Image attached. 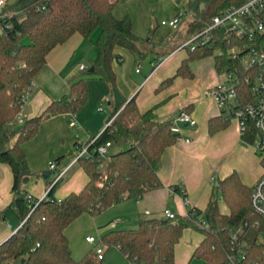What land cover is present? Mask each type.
I'll list each match as a JSON object with an SVG mask.
<instances>
[{
    "label": "trees",
    "instance_id": "16d2710c",
    "mask_svg": "<svg viewBox=\"0 0 264 264\" xmlns=\"http://www.w3.org/2000/svg\"><path fill=\"white\" fill-rule=\"evenodd\" d=\"M118 1L18 0L8 8L6 2L0 17V163L12 169L14 197L10 206L24 223L0 243V264H102L95 249L75 258L66 232L69 225L86 212L96 216L115 203L138 199L162 185L158 174L161 158L166 148L177 142L179 134L172 131V118L159 117L155 106L141 110L136 96H132L116 104L108 98L113 108L91 147L111 142L126 148L112 155L92 151L91 156L80 157L77 161L87 174L80 191L58 199L54 192L59 179L52 181L47 197L39 200L33 195L28 199L30 193L23 188L33 176L24 143L37 134L42 122L60 113L77 114L88 99L90 76L104 80L109 94L117 86L114 62L121 59L117 49L128 50L141 59L150 52L144 47L148 37L134 32L131 15L115 16ZM246 1L189 0L181 21L189 17L187 34L191 37L201 33L221 10ZM97 29V56L90 67L69 79V93L53 100L20 128L10 125L21 111L22 94L45 66L48 54L74 34L90 39ZM212 34L207 44L187 49L176 73L157 90L171 85L176 77L193 78L192 64L205 57H214L218 72L234 70L243 77L248 73L241 58L231 56V50L241 44L252 46L254 40L226 33L221 27ZM240 87L251 91V83L245 79ZM223 114L209 119L210 134L228 125ZM252 191L253 186L234 171L214 187L204 210L194 207L185 215L143 217L135 228L106 231L100 242L107 249L119 247L129 264H174L177 243L185 229L194 228L203 238L193 256L202 258L204 264H264V218L251 207ZM219 194L229 207L228 212L219 205ZM5 218V212L0 210V221ZM199 219L206 224L198 223Z\"/></svg>",
    "mask_w": 264,
    "mask_h": 264
},
{
    "label": "crops",
    "instance_id": "0c3cea01",
    "mask_svg": "<svg viewBox=\"0 0 264 264\" xmlns=\"http://www.w3.org/2000/svg\"><path fill=\"white\" fill-rule=\"evenodd\" d=\"M188 1L119 0L114 8V14L116 17L121 18L129 13L133 20L134 32L138 36L148 35L152 28L156 11H158L157 15L161 21L170 19L180 10H185ZM179 25L175 29L168 26H166V29L165 27H158L157 31L162 29L159 36H157L159 41L164 40L169 34L176 32ZM1 31L0 26V33ZM87 47V40L81 34L76 33L64 44L56 46L48 54L45 66L35 76L29 88L27 101L22 104L20 117L23 119V123L29 118L41 114L53 100H58L69 93V79L79 73L78 70H81L80 65L84 64L79 63L78 65L75 62L74 55L78 52H84L87 50ZM179 47L176 50L170 51L163 58V61L157 63L155 68H153L155 62L152 61L149 75L140 83L137 79L132 78V68L129 78H126L127 87L124 89V95L126 98L136 96L141 110L144 111L155 106V112L159 117L173 118L182 108H187L197 120L194 125L177 121L176 124L180 128L178 140L175 144L166 148L158 170L162 185L147 191L138 199H125L111 206L115 207L122 204L124 209L121 211L122 215H137L139 217L138 223L143 215H147L148 217L164 216L166 209L183 215L187 214L194 207L204 210L209 203L214 187L230 173L234 171L238 172L241 179L250 186H254L262 173L260 159L255 153L254 148L247 145L241 138L236 118L230 119L229 116L223 114L229 120L228 125L215 134H210L209 132V119L223 113L217 101L205 95L206 89L224 79V76L215 67L214 57H210L209 59L206 67L207 73L200 74L201 67L196 68L195 63H193V78L176 77L171 85L157 90L166 78L176 73L181 64V62L179 64V61H182L187 56L186 54L184 57L181 56L180 60L175 59L176 55L182 52L183 48ZM117 52L120 53L121 59L115 60V67L118 64H122L128 56V50L120 48L117 49ZM162 55L164 54L160 53L158 57L160 58ZM93 57V59H90L91 62L96 58L95 55ZM191 84L200 85L196 93L188 92V86ZM107 91L108 88L106 95H108ZM99 107L101 106H98L97 110L103 111V108L99 109ZM71 115L72 117L75 116L74 120L76 121L75 125L71 123L72 127H69L70 113H60L46 118L42 122L37 134L24 143L30 164L35 163L36 156L41 154L43 158L46 157L48 162L52 161L53 158L55 159L54 161L57 164L55 169H57L58 173L65 171L59 178L60 181L54 192L58 199L64 198L71 192L80 191L87 182V174L80 166L63 182L64 176L75 165L79 164L78 161H75L76 150L71 160L67 161L63 166V158L58 162L56 161L58 157H63V154H59V150L49 143L50 139L53 138L54 134H66L65 132H68L67 137L75 146L78 142L85 143L90 136H97L104 130L108 118L104 120L103 124L98 125L93 135L90 134L87 140L84 141L73 129L76 126H79V129L81 128L76 114ZM17 122L16 120L12 126L20 128L21 123ZM49 171L51 175L52 170L50 169ZM212 176H214L213 181L210 180ZM51 183L52 181L48 184L47 180L40 179V177L35 181L30 178L23 185V188L34 197L40 198L49 190ZM12 186L13 172L11 167L6 163H0V210L5 212L6 217L5 220L0 221V243L13 234L21 224L20 219L10 206L14 197ZM175 187L178 189L176 190ZM122 221L123 219L110 220L103 228V232L105 233L118 227L122 228ZM138 223L136 222L133 226H136ZM68 229L69 227L66 232L69 237ZM202 238L203 235L200 232V238H198L196 243L188 245L184 250H178L180 242L177 243L174 264H189L194 258L193 252ZM87 242L90 248L76 255L73 253L75 258L79 259L83 257L92 249L91 246L94 244L88 240ZM105 254L103 259L105 258ZM122 254L125 256L123 252ZM125 258L127 259L126 256Z\"/></svg>",
    "mask_w": 264,
    "mask_h": 264
},
{
    "label": "rangeland",
    "instance_id": "374dc122",
    "mask_svg": "<svg viewBox=\"0 0 264 264\" xmlns=\"http://www.w3.org/2000/svg\"><path fill=\"white\" fill-rule=\"evenodd\" d=\"M17 1L18 0H8L7 8L9 6L14 7ZM157 13L158 11H156V15H154L155 18L152 24V28L150 29V33L148 35L141 36L142 38L148 37L146 46L144 47L150 50V52L145 58H142V59L136 57L135 55H132L131 53H129V51L127 52L128 53L127 58L123 61L122 64H118L115 67L116 71L117 72L119 71V73L117 74V86L108 95H106V90L108 87L104 80L94 77V76H90L88 78L87 80L88 89H89L88 99L86 100L81 110L76 114V118L81 128L79 129V126H76L75 128H73L74 131L77 134H79L80 138L83 139L84 141L87 140L90 134L93 135V132H96L98 125H100L101 123L103 124L104 120L108 117V114L111 112L113 106L109 104L108 98H111V100L113 101V104H116L126 98L124 95V92H125L124 89H126L127 87L126 78H129L131 68H132V78H134L135 80L137 79V81L140 83L141 81L145 79L147 75H149V72L152 68V61L155 63H159L160 58H164L165 56H167V54L170 51L176 50L179 46L184 45L190 39V36L187 34V23L189 20V17H187L184 21L181 22L176 32L169 34L164 40L159 41L157 36H159V33L160 31H162V29L157 31V28L165 27L166 29L167 27L161 24V19L160 17H158ZM99 32H100V29H97L91 35L90 39H85L87 40V43H88L87 50H85L84 52H78L74 55L75 62H77L78 65L79 63H84L86 64L87 67H90L91 65L90 59H93L94 55L96 57V54H97V48L95 46V42H96ZM187 49H188L187 47H183L182 52L178 53L175 59L178 60L181 56L182 57L186 56ZM160 53L164 55H162L159 58L158 55ZM246 58L250 60L252 56L248 54ZM209 59L210 57H205V58L199 59L194 62L196 68L201 67L202 70L199 71L200 74L207 73L206 67H207V64L209 63ZM180 62L181 61H179V64ZM137 68H139V71H136ZM79 71L80 70H78V72ZM125 72H126V76H125ZM219 73L223 75L225 71L222 70ZM188 87H189L188 88L189 93H196V90L199 89L200 85L191 84ZM98 106H101V108H103V111L97 110ZM223 113L225 116H229L230 119L235 118L234 115L232 114V111L228 109V107L225 108ZM71 118H72V115L70 114L69 127H72ZM22 124L23 123H21V126ZM65 133L66 134L64 133L54 134L53 138H51L49 141L50 144H53L57 148V150H59L60 152L59 154H63V157H62L64 159L62 163L63 166L67 161L71 160V158L73 157V153L76 150L75 144L71 142L70 139L67 137L68 132H65ZM13 142H14V139L11 141V144ZM123 148H126V146L117 145V144L112 145L108 149L109 151L107 155H112L113 153H116ZM54 160L55 159L53 158L52 161ZM52 161L48 162L46 157L43 158L41 154L37 155L34 161L35 163L33 164L29 163L31 172L33 173V176H31V178L34 179L35 181L38 179V177H40V179L47 180L48 184L51 181H53L58 174L57 169H51L52 173L49 177L44 176V171L50 170L49 167ZM79 167H80L79 164L75 165L74 168L71 169L64 176V178L62 179L63 182H65ZM218 201L220 203L222 210L225 212H228L229 207L224 202L221 194L218 195ZM122 210H124L122 204L115 206V207L110 206L96 216L88 212L84 215H81L75 221H73V223H71L68 229L70 246H71L73 253L76 255L79 252H82L90 248V245L87 242V237L93 235L97 239H100L102 234L104 233L103 228L105 227L106 223L109 222L110 220L123 219L122 228L137 227L139 225L138 223L139 217L133 214L132 215L126 214L123 216L121 213ZM143 217H148V216L143 215L142 218ZM136 222L138 224L136 226H133L135 225ZM118 228H121V227H118ZM198 238H200V232L198 230L194 228L185 229L183 233V238L181 239L179 243L178 250L179 249L184 250L186 249L185 247H187L188 245L195 244ZM103 246L106 249L105 250L106 254H105V258L102 260V264H128L127 259L122 254V252L118 249L117 246L114 245V246L109 247L108 249H107L106 244L103 243ZM91 248L94 249L95 245L91 246ZM189 264H204V260L200 257H194L190 261Z\"/></svg>",
    "mask_w": 264,
    "mask_h": 264
},
{
    "label": "built area",
    "instance_id": "2783aa9c",
    "mask_svg": "<svg viewBox=\"0 0 264 264\" xmlns=\"http://www.w3.org/2000/svg\"><path fill=\"white\" fill-rule=\"evenodd\" d=\"M5 5L6 0H0V17L4 15ZM185 15L186 11L182 9L172 18L162 20L161 24L175 29ZM218 27L223 28L226 33H232L237 37H247L254 40L252 46L241 44L233 47L231 50V56L233 58L240 57L248 73L243 77L237 71H227L222 81L206 89L205 95L214 98L222 109L228 107L232 111V114L238 121L241 138L247 145L254 148L255 153L260 159L262 173L253 186L251 207L257 215L264 218V0H247L242 5L230 6L221 10L213 17L211 24L201 33L191 36L179 48L187 47L189 49H195L198 45L207 44L213 36V30ZM248 54L252 56L250 60L246 58ZM160 61H163V58ZM86 67L84 64L80 65V69ZM243 79L251 83V91L241 89L240 85ZM28 93L29 89L22 94L20 98L21 104L27 101ZM172 119V131L178 134L180 133V128L176 124L177 121L191 125L197 122L193 114L185 108H182ZM16 120L19 123H23L20 113ZM15 121H12L10 125H14ZM71 123L73 125L76 124L74 116L72 117ZM97 137L98 135L95 137L90 136L87 142L77 143L75 161L83 156H91L92 151H97L102 155L108 153V149L112 146L111 142H106L93 148L91 147ZM56 167V162L52 161L50 163V169H55ZM64 172H59L55 181ZM210 180L213 181L214 176ZM47 195L48 191L39 200L45 199ZM26 197L32 199L31 194H28ZM174 215L175 213L170 209L164 211V216L166 217H173ZM199 220L198 223L206 224L204 219ZM23 223L24 220L20 226ZM234 239H237V235H234ZM87 240L95 245L94 249L96 254L100 259H103L106 249L100 242V239L91 235L87 237Z\"/></svg>",
    "mask_w": 264,
    "mask_h": 264
},
{
    "label": "water",
    "instance_id": "95a60500",
    "mask_svg": "<svg viewBox=\"0 0 264 264\" xmlns=\"http://www.w3.org/2000/svg\"><path fill=\"white\" fill-rule=\"evenodd\" d=\"M109 101V100H108ZM44 175L45 176H49L50 175V171H44Z\"/></svg>",
    "mask_w": 264,
    "mask_h": 264
}]
</instances>
